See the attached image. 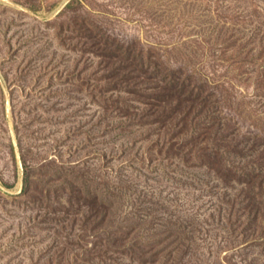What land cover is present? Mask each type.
<instances>
[{"label":"rangeland","instance_id":"1","mask_svg":"<svg viewBox=\"0 0 264 264\" xmlns=\"http://www.w3.org/2000/svg\"><path fill=\"white\" fill-rule=\"evenodd\" d=\"M0 264H264V0H0Z\"/></svg>","mask_w":264,"mask_h":264}]
</instances>
